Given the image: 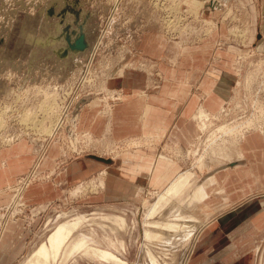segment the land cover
Masks as SVG:
<instances>
[{
    "label": "rangeland",
    "instance_id": "1",
    "mask_svg": "<svg viewBox=\"0 0 264 264\" xmlns=\"http://www.w3.org/2000/svg\"><path fill=\"white\" fill-rule=\"evenodd\" d=\"M253 1L0 0V150L24 164L0 188V249L11 223L27 236L0 264H22L79 214L75 237L115 254L78 251L56 264H154L149 251L158 264H264V0ZM168 109L190 113L173 125L190 133L153 143ZM158 145L181 163L174 179L189 171L192 181L153 215L166 187L143 190L118 171ZM73 161L86 171L71 172ZM202 185L208 196L191 199Z\"/></svg>",
    "mask_w": 264,
    "mask_h": 264
},
{
    "label": "crops",
    "instance_id": "2",
    "mask_svg": "<svg viewBox=\"0 0 264 264\" xmlns=\"http://www.w3.org/2000/svg\"><path fill=\"white\" fill-rule=\"evenodd\" d=\"M222 2H226L227 0H221ZM247 5H255L253 0H247ZM263 11H264V3H263ZM184 102L186 99H183ZM168 109L167 115H164V117H167V121H165L162 125V122H154L152 123L154 126L158 127L157 132H153L152 135V142L157 143H163L164 141L169 143V136L170 134L174 135L176 132H179L183 135H187L190 133L189 129H186L184 126L178 125V127L173 126L174 121L176 118L179 119H186L189 118L191 115L188 111L183 110V111H172ZM183 120V121H184ZM175 128L177 131H174ZM171 131V132H170ZM152 132V131H151ZM150 132V134H152ZM160 136L158 137V134ZM149 134V133H148ZM144 139L141 138V140ZM156 140V141H154ZM189 140V136H188ZM172 141V140H171ZM166 145V144H165ZM160 146L158 145L157 148H143L141 150V156L137 155V158L141 157V160H135L137 162H132L131 161V167H134L133 169L127 168V164L121 165L120 170L118 171L119 173H125V174H131V175H136L137 179L141 181V184L138 187L143 188L144 183H146L147 187H151L153 189H164L165 187L167 188L168 185L171 183V181L175 178L177 173L181 171V163L178 161H174L173 159H163L157 155L155 152L158 150ZM146 149V150H145ZM18 154L13 151L12 148L10 147H5L0 150V188L6 185L7 183L11 182L14 177L22 171V166L24 164H21L19 157H17ZM139 161V162H138ZM20 162V163H19ZM89 163V162H87ZM85 163V164H87ZM21 164V165H19ZM84 163H81L80 161H73L70 163L69 168L71 172L76 173L77 171H80V173H83L86 171V167H82ZM126 166V167H122ZM82 167V168H81ZM137 187V188H138ZM145 188H143L144 190ZM7 236L5 242L3 245H1L0 249V261H12L15 258H17L19 255H21L24 250H25V245H26V238L27 236L24 235V233L21 232L20 225L17 223H11L10 226L7 228ZM20 229V230H18ZM14 236V239L12 241H15L14 245H11L8 243V236L11 235ZM6 262V263H7Z\"/></svg>",
    "mask_w": 264,
    "mask_h": 264
},
{
    "label": "bare ground",
    "instance_id": "3",
    "mask_svg": "<svg viewBox=\"0 0 264 264\" xmlns=\"http://www.w3.org/2000/svg\"><path fill=\"white\" fill-rule=\"evenodd\" d=\"M217 1V0H216ZM164 2V1H163ZM218 3V2H217ZM160 5V4H159ZM168 5V4H167ZM158 7V6H157ZM163 7V6H162ZM161 7V8H162ZM144 8V7H143ZM173 8V6L171 7ZM176 8V7H175ZM174 8V9H175ZM126 9V8H125ZM168 9V8H166ZM163 11V10H162ZM178 12V10H177ZM172 13V12H171ZM144 14V13H143ZM163 14V13H162ZM168 14V13H167ZM170 15V14H168ZM173 15V13H172ZM119 16V15H118ZM121 16V15H120ZM177 17V16H176ZM168 18V17H167ZM165 18V19H167ZM130 19V18H129ZM119 20V19H118ZM70 21V20H69ZM173 21V19H172ZM141 22V21H140ZM166 22V21H165ZM171 22V21H170ZM142 23V22H141ZM173 23V22H172ZM126 24V23H125ZM171 24V23H170ZM116 25V24H115ZM169 25V24H168ZM171 26V25H170ZM169 26V27H170ZM116 27V26H115ZM248 30V29H247ZM240 31V30H239ZM90 35V34H89ZM103 37V36H102ZM110 47V46H109ZM125 50V49H124ZM96 52V51H95ZM39 67V66H38ZM97 70V69H96ZM82 73V72H81ZM92 79V78H91ZM104 81V80H103ZM249 82V81H247ZM250 83V82H249ZM100 84V83H99ZM95 85V84H94ZM84 87V86H83ZM99 90V88H98ZM96 92V91H95ZM66 97V96H65ZM61 99V98H60ZM93 105V104H92ZM45 108V107H44ZM52 108V107H51ZM69 108V107H68ZM47 109V110H46ZM76 109V108H75ZM46 114H50V113H47L48 112V108L46 107L45 109H43ZM43 111V112H44ZM74 114V113H73ZM263 115V114H262ZM27 116V115H26ZM50 116V115H49ZM258 116V115H257ZM28 117V116H27ZM63 117V116H62ZM199 117L200 119L202 120L203 122V125L206 127V123L207 121H209L210 119V113L204 109V108H201L199 110ZM24 118V117H23ZM44 118V117H43ZM57 119V118H56ZM59 119V117H58ZM61 119V118H60ZM250 119V118H249ZM30 120V118H29ZM55 121V119H54ZM64 121V120H62ZM261 121V120H260ZM22 122V121H21ZM244 122V121H242ZM257 122V121H256ZM40 123V122H39ZM51 123V122H50ZM56 123V122H55ZM247 123V121H246ZM43 124V123H42ZM245 124V123H243ZM36 125V124H35ZM34 125V126H35ZM44 125V124H43ZM53 126V123L50 124ZM75 125V124H74ZM231 125V124H230ZM230 125L226 126L229 127ZM234 125V124H233ZM237 125V124H236ZM241 125V124H240ZM246 125V124H245ZM45 126V125H44ZM203 126V127H204ZM224 127V125H222ZM225 126V127H226ZM232 126V125H231ZM32 127V126H31ZM39 127V126H38ZM204 127V128H205ZM222 127V129H223ZM243 127V126H242ZM255 127V124H254V121H248L247 123V129L248 128H253ZM258 127V126H257ZM52 128V127H51ZM233 128V127H232ZM237 128V127H236ZM264 128V127H263ZM44 129V128H43ZM46 129L49 130V126L47 128L46 126ZM44 129V130H46ZM227 129V128H225ZM229 129V128H228ZM255 129V128H254ZM57 130V129H56ZM219 130V129H218ZM236 130V129H234ZM246 130V129H245ZM244 130V132H245ZM52 131V130H50ZM230 131V130H229ZM232 131V129H231ZM230 131V132H231ZM237 131V130H236ZM241 130L237 131V132H240ZM251 131V130H250ZM53 132V131H52ZM224 132V131H222ZM226 132V131H225ZM224 132V134H225ZM235 132V131H234ZM243 132V133H244ZM44 133V132H43ZM46 133V132H45ZM54 133V132H53ZM220 133V132H219ZM229 133V132H228ZM242 133V132H241ZM49 134V133H48ZM224 134H222L224 136ZM232 134V132H231ZM215 135V134H214ZM236 135V134H235ZM235 135L232 137L234 138ZM213 136V135H212ZM237 136V135H236ZM239 137V136H238ZM221 139V138H220ZM237 139V138H236ZM241 139V138H240ZM10 140H12L10 138ZM59 140V139H58ZM235 140V138H234ZM140 141V140H139ZM237 141V140H236ZM146 142V141H145ZM82 143V142H81ZM87 144V143H86ZM146 144V143H145ZM235 144V143H233ZM143 145V144H142ZM136 146V145H135ZM224 146V145H223ZM221 150V146H219ZM43 149V148H42ZM88 149V148H87ZM117 149V148H116ZM130 149V148H129ZM90 150V149H89ZM48 151V150H47ZM215 151V150H214ZM220 153V152H219ZM98 154V153H97ZM169 154V153H168ZM167 154V155H168ZM110 155V153H109ZM240 155V154H239ZM178 156V155H177ZM243 156V155H240V157ZM114 157V156H113ZM165 157V156H164ZM204 158V157H203ZM200 160V159H199ZM231 163L233 162L232 160L230 161ZM228 162L227 165L230 163ZM238 163V162H237ZM236 164V163H235ZM234 164V165H235ZM226 167H229L227 166ZM215 172V171H214ZM210 175H213L212 173ZM106 176V175H105ZM104 178V177H103ZM211 181H215V178L211 177ZM102 180V179H101ZM192 181V172H189V171H186V172H181L179 174V176L176 178V179H173L171 181V183L168 185V187L160 194V200L158 202H156L157 204H155V206H153L151 209V213L150 214H153L154 212H156L158 209H162V207L165 206V204H167L172 197L180 194ZM35 182V181H34ZM104 184V183H102ZM84 186V185H83ZM78 187V186H77ZM208 191L206 190V185H202L200 186L196 192L194 193V195H192L191 199H194V200H201L203 198H205L206 196H208ZM188 199V197H187ZM186 199V200H187ZM184 200V199H183ZM184 200V201H186ZM152 205V204H151ZM151 207V206H150ZM39 208V207H38ZM26 209V207H25ZM149 211V210H148ZM22 212V211H21ZM60 215V214H59ZM154 215V214H153ZM26 216V215H25ZM150 216V215H149ZM85 217L84 215H81L79 214V216H76L72 219H68L66 221H63V222H60L58 223L56 226H54L53 228V231L52 233L49 235V237L47 238L46 241H44L43 243H41L36 249L33 250L32 254L30 255V258H28L27 260H24L22 262V264H53V262H55L56 260H58V258L61 256V255H73L75 252H78V251H84V253H89L91 254V252L97 256L98 258H101V259H106V258H111L113 257V254H115V252L113 253L112 250L110 249H104V248H99V247H96V246H91L89 244V240L91 239L89 235L85 234V233H81V235H78L77 237H75V229L79 226L80 227V223L84 220L85 221ZM57 218V217H56ZM91 218V217H90ZM116 219L119 221L118 223L120 224H124L125 222V218L123 216H118L116 217ZM108 220V219H107ZM116 220V221H117ZM160 220H156V221H152V222H149V224L153 225V226H162V225H165L164 222L160 221ZM58 222V221H57ZM117 223V222H116ZM170 223V222H168ZM120 224V225H121ZM126 224V223H125ZM187 224V223H186ZM183 224V223H178L176 221H173L171 222L170 226L168 227H171V228H178V227H184V228H189L192 226V224ZM167 225V224H166ZM124 226V225H122ZM146 236L147 237H151V238H157L158 239H166V238H171L172 236H168V237H165L164 236V233L162 232H159V231H155V232H152L150 230H146ZM92 233V232H91ZM93 234V233H92ZM173 235V234H172ZM148 238V239H149ZM153 238V239H154ZM160 241V240H158ZM163 241V240H161ZM168 241V240H167ZM150 254V257L152 259V262L154 264H158V259L156 257V255L152 252V251H149L148 252ZM61 258V257H60ZM67 258V257H66ZM60 261V260H59ZM66 261V260H65ZM64 260H61L59 263L57 264H64ZM56 264V262L54 263Z\"/></svg>",
    "mask_w": 264,
    "mask_h": 264
},
{
    "label": "water",
    "instance_id": "4",
    "mask_svg": "<svg viewBox=\"0 0 264 264\" xmlns=\"http://www.w3.org/2000/svg\"><path fill=\"white\" fill-rule=\"evenodd\" d=\"M101 159H105V158H101ZM105 160H109V159H105ZM235 163H236V162L233 161L232 163L230 162L228 165H227V164H226V165H227V166H233Z\"/></svg>",
    "mask_w": 264,
    "mask_h": 264
}]
</instances>
